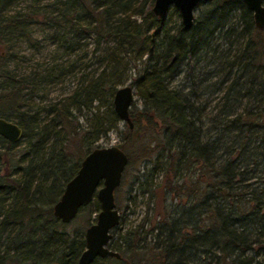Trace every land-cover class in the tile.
<instances>
[{"label": "trees", "instance_id": "1", "mask_svg": "<svg viewBox=\"0 0 264 264\" xmlns=\"http://www.w3.org/2000/svg\"><path fill=\"white\" fill-rule=\"evenodd\" d=\"M19 1L0 0V101L22 131L13 143L0 136V264H75L79 228L91 222L68 231L51 204L109 126L96 112L97 127H84L72 109L112 101L114 64L131 61L141 64L131 84L143 107L129 109L133 126L117 144L124 169L155 153L159 185L179 205L154 213L149 228L138 223L118 235L120 258L91 264H264V29L242 2L208 0L185 29L155 16L153 0ZM35 24L71 54L66 65L8 67L14 42L33 41ZM94 61L105 67L91 69ZM183 66L185 82L172 83ZM67 70L77 82L62 100L32 105L23 97Z\"/></svg>", "mask_w": 264, "mask_h": 264}, {"label": "rangeland", "instance_id": "2", "mask_svg": "<svg viewBox=\"0 0 264 264\" xmlns=\"http://www.w3.org/2000/svg\"><path fill=\"white\" fill-rule=\"evenodd\" d=\"M25 4L26 1L22 0L19 1L17 5L24 6ZM205 6H207L206 2L198 4L193 10L194 15L198 14ZM173 9L174 7L170 6L166 12L168 23L171 25L180 21L179 15ZM236 12L237 11H235V14ZM32 30L34 32L33 41L26 40L24 37H19L14 42L11 50L12 57L7 61L8 67H15L17 71L32 70L34 67L37 70H41L42 68H47L53 61H62L63 65L69 62L68 60H70L71 54L65 51L63 46L60 45L61 43H52L45 28L41 24H35L34 27L32 26ZM85 40L88 42L86 49L90 51L93 46L94 36L88 35ZM103 44L104 41L98 46L102 48L104 46ZM13 53L16 55H13ZM17 55H20V57H17ZM90 57L92 58V55L88 53L86 59ZM66 61L68 62L65 63ZM104 65L103 62L94 61L90 68H96V71L99 72L105 67ZM114 65L112 73L116 76V79L119 80V82L115 84V87L127 83L130 84L133 90V99L129 109H142V99L135 93V87L131 84L137 74L136 70L141 67V64L131 61L130 64H128V68L124 63H115ZM109 69L110 68H107V70ZM186 70L184 66L181 67L178 74L172 79V83L181 84L185 82L184 74ZM76 74V71L74 73L72 70H67L64 74L52 81L41 83L23 97L32 105H42L47 100H62V98L71 91L74 85H76ZM98 89L100 90V86ZM110 101L106 97H102L100 100L96 98L90 102L89 107H82L80 113L74 107L72 109V113L78 115V121L84 127H89L90 129L97 127L94 116L96 112L99 114V118L104 120V124L109 126L105 135L100 134L96 140V142L102 146L119 144L126 129V124L118 118L115 112H113V104L112 101L110 104ZM99 103L98 112L95 107L99 105ZM0 109L3 111H0L1 114L6 113L11 119H16V111L8 109L5 101H0ZM40 115L42 116L44 113L41 112ZM154 158L155 153L150 157H142L133 163H129L125 169H123L120 181L113 190L115 207L120 217L116 227L112 228L113 238L110 241L112 245L117 240L118 235H121L126 229L132 228L138 223H142V228H149L153 224V221H155V218H157L153 216L154 213L157 214L163 210L164 212H173L176 206L179 205L175 198L165 195L162 187L159 185L161 172L158 168L153 167ZM94 201H97L95 195L90 205L79 208L75 216L70 220L69 225L66 226V230H73L72 227L77 225L79 220L84 221L87 219L89 222L94 221L98 211H93ZM160 218L161 216L159 219ZM80 229L84 231V228H79V230ZM103 261L104 259L101 258L96 261V264H102Z\"/></svg>", "mask_w": 264, "mask_h": 264}, {"label": "water", "instance_id": "3", "mask_svg": "<svg viewBox=\"0 0 264 264\" xmlns=\"http://www.w3.org/2000/svg\"><path fill=\"white\" fill-rule=\"evenodd\" d=\"M208 0H153L152 13L165 17L170 6L178 14L182 27L187 29L193 23L194 8ZM251 12L255 28L264 29V0H240ZM133 99L130 84L117 86L112 94L115 114L129 128L133 123L129 108ZM21 127L12 119L0 116V136L9 143L21 136ZM127 156L117 144L96 145L80 158L75 172L64 182L57 199L51 204L52 214L61 222H69L78 209L93 199L98 201V211L94 221L83 231L84 246L77 255L75 264H90L95 257H120V253L108 246L110 230L119 221V212L115 207L113 190L118 185ZM135 264V263H132Z\"/></svg>", "mask_w": 264, "mask_h": 264}, {"label": "flooded vegetation", "instance_id": "4", "mask_svg": "<svg viewBox=\"0 0 264 264\" xmlns=\"http://www.w3.org/2000/svg\"><path fill=\"white\" fill-rule=\"evenodd\" d=\"M110 233H111V236H110L109 241H108L107 244H108V246H109L110 248H112V247L114 246V244L112 245V244L110 243L111 239L113 238V236H112V235H113V233H112V229L110 230ZM112 249H113V248H112ZM97 257H98V256H97ZM95 258H96V257H95ZM95 258H94V259H95ZM119 258H120V257H119ZM94 259H93V260H94ZM90 264H91V263H90ZM127 264H131V262H127ZM135 264H136V263H135ZM138 264H139V263H138Z\"/></svg>", "mask_w": 264, "mask_h": 264}]
</instances>
